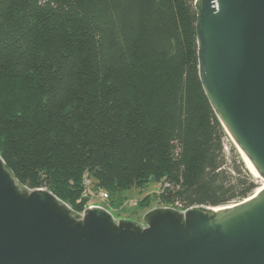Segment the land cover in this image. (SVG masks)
I'll use <instances>...</instances> for the list:
<instances>
[{
    "label": "trees",
    "instance_id": "1",
    "mask_svg": "<svg viewBox=\"0 0 264 264\" xmlns=\"http://www.w3.org/2000/svg\"><path fill=\"white\" fill-rule=\"evenodd\" d=\"M196 18L195 0H0V156L18 183L76 213L86 178L113 206L151 181L139 208L254 195L199 76Z\"/></svg>",
    "mask_w": 264,
    "mask_h": 264
},
{
    "label": "water",
    "instance_id": "2",
    "mask_svg": "<svg viewBox=\"0 0 264 264\" xmlns=\"http://www.w3.org/2000/svg\"><path fill=\"white\" fill-rule=\"evenodd\" d=\"M199 76L217 118L264 181V0H195ZM0 264H264V189L240 203L76 213L18 183L0 156Z\"/></svg>",
    "mask_w": 264,
    "mask_h": 264
},
{
    "label": "rangeland",
    "instance_id": "3",
    "mask_svg": "<svg viewBox=\"0 0 264 264\" xmlns=\"http://www.w3.org/2000/svg\"><path fill=\"white\" fill-rule=\"evenodd\" d=\"M228 141L236 148L237 152L242 157L241 153L238 151L237 147L233 143L230 136H229ZM226 151H227V156L230 158L231 153H230L229 146L226 147ZM242 160H243V158H242ZM253 175L258 180L260 187H261L263 185L264 181L260 177H258L257 174H253ZM86 179L89 182L93 196L91 198H88V204H86V203L84 204V206H83L84 210H86L89 206L96 205L99 207H104L107 210H109L113 214V216L116 218V220L124 219V220H131V221H135L138 223H142L143 222V216L149 210L154 209V208H159V207H165L163 205H160V203L157 200L154 202L151 201L150 202L151 204L145 208H139L138 207L139 204L141 203V201L145 200L146 198L156 197L157 195L162 193V191H163L162 185L163 184L161 185V183L157 184L156 182L151 181L143 188L132 189V190L126 191L120 195V199L123 200L122 204H119L118 206H113V205H111V203L109 201L110 195L108 194V192L103 191V190H100L98 192L95 191L93 189L92 179H89V178H86ZM104 193H107L108 198H106L103 195ZM83 211L78 213V214H82Z\"/></svg>",
    "mask_w": 264,
    "mask_h": 264
},
{
    "label": "built area",
    "instance_id": "4",
    "mask_svg": "<svg viewBox=\"0 0 264 264\" xmlns=\"http://www.w3.org/2000/svg\"><path fill=\"white\" fill-rule=\"evenodd\" d=\"M165 187H169V184H166ZM106 198H108V195L107 193H104L103 194ZM102 195V196H103ZM93 196L92 194V191H91V188H90V185H89V182L87 179L84 180V190H83V199H85V203L88 204V198H91ZM93 207H97L96 205H92V206H89L88 208H93ZM87 208V209H88ZM85 211V210H84ZM83 211V212H84Z\"/></svg>",
    "mask_w": 264,
    "mask_h": 264
},
{
    "label": "bare ground",
    "instance_id": "5",
    "mask_svg": "<svg viewBox=\"0 0 264 264\" xmlns=\"http://www.w3.org/2000/svg\"><path fill=\"white\" fill-rule=\"evenodd\" d=\"M238 151L241 153V155H242V158H243V160H244V162H245V164H246V167L249 169V171L252 173V174H257L255 171H254V169H253V167L251 166V164L248 162V160H247V158L245 157V155L243 154V152L238 148ZM258 175V174H257ZM259 177V176H258ZM264 189V183H263V185L261 186V187H259L258 189H257V191L256 192H260L261 190H263Z\"/></svg>",
    "mask_w": 264,
    "mask_h": 264
}]
</instances>
